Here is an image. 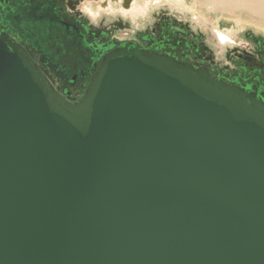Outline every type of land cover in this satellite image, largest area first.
Instances as JSON below:
<instances>
[{
	"label": "water",
	"instance_id": "water-1",
	"mask_svg": "<svg viewBox=\"0 0 264 264\" xmlns=\"http://www.w3.org/2000/svg\"><path fill=\"white\" fill-rule=\"evenodd\" d=\"M0 264H264V102L123 46L71 103L0 35Z\"/></svg>",
	"mask_w": 264,
	"mask_h": 264
},
{
	"label": "flooded vegetation",
	"instance_id": "flooded-vegetation-1",
	"mask_svg": "<svg viewBox=\"0 0 264 264\" xmlns=\"http://www.w3.org/2000/svg\"><path fill=\"white\" fill-rule=\"evenodd\" d=\"M79 4L77 0H0V35L20 45L67 101L78 102L103 58L127 46L188 64L264 102L263 40L247 37L244 46L235 44L225 52L220 65L202 34L164 14L131 34L122 19L93 24Z\"/></svg>",
	"mask_w": 264,
	"mask_h": 264
},
{
	"label": "rangeland",
	"instance_id": "rangeland-1",
	"mask_svg": "<svg viewBox=\"0 0 264 264\" xmlns=\"http://www.w3.org/2000/svg\"><path fill=\"white\" fill-rule=\"evenodd\" d=\"M77 1L80 3L79 9L91 21L93 20V24L101 22L111 24L122 19L129 25L127 31L131 34L149 26L154 18L164 14L168 18L177 20L192 33L202 34L206 45L212 51L213 60L220 65L224 62L225 52H229L235 44L244 46L247 37L264 41V18L242 10L225 15L202 9L205 14L202 16L197 11L195 0H180L179 4L167 0H131L129 10L123 9V0H109L110 5L107 3L108 0Z\"/></svg>",
	"mask_w": 264,
	"mask_h": 264
},
{
	"label": "bare ground",
	"instance_id": "bare-ground-1",
	"mask_svg": "<svg viewBox=\"0 0 264 264\" xmlns=\"http://www.w3.org/2000/svg\"><path fill=\"white\" fill-rule=\"evenodd\" d=\"M167 1L172 2L174 4H177V3L179 4V2L181 3L180 0H167ZM195 2L197 5V9H198L197 11L202 16L205 15L201 11L202 9L206 10L208 12H213L215 14H225V15L242 10V11H245L248 13H253L254 15H257L259 17L264 18V0H195ZM108 5H110V1H108ZM217 33H218V31H217ZM226 34H228V31ZM224 42L227 43L228 41H224Z\"/></svg>",
	"mask_w": 264,
	"mask_h": 264
}]
</instances>
